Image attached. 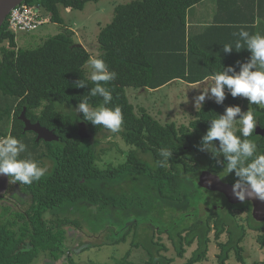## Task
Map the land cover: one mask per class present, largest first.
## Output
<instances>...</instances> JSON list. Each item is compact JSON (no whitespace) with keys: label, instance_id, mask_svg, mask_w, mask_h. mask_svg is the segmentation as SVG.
<instances>
[{"label":"trees","instance_id":"16d2710c","mask_svg":"<svg viewBox=\"0 0 264 264\" xmlns=\"http://www.w3.org/2000/svg\"><path fill=\"white\" fill-rule=\"evenodd\" d=\"M99 1L26 0L23 4L42 6L52 23L63 25L61 8L82 11L86 4ZM206 1L135 0L116 6L111 22L101 29L97 37L99 55L109 70L117 73V79L109 85L113 101L108 107L121 108L123 125L119 134L133 148L124 164L105 169L96 165L99 158L96 137L110 131L85 122L82 114L76 119L75 115L62 114L56 108L57 104L76 107L88 95V88H77L74 84L81 78L88 81L89 87L93 86L85 69L89 52L74 42L69 31L47 38L36 48L17 49L15 35L8 31L5 21L0 29V138L11 134L27 146L22 157L30 154L40 167L47 159L52 166L31 185L14 183L29 199L23 212L13 210L12 205H0V264H32L40 253L53 261L59 260L61 257L55 252L64 241L63 227L74 223L67 215L82 205L95 214L118 210L123 217L133 215L134 220L121 227L126 235L134 230L131 246L145 251L148 256L145 264H173L172 259L163 255L166 246L154 239L153 228L143 235L137 232L152 212L170 221L174 233L170 231L169 238L177 257L182 258L186 248L196 246L185 264H199L206 259L211 233L219 248L218 264H227L232 254L244 264L241 244L247 229L239 223L235 210L246 213L247 227L260 232L257 240L264 247V223L252 218L250 202L228 203L222 194L198 185L203 171L223 175L222 166L211 154L198 148L208 119L222 114L226 106H240L245 98H232L225 90L223 104L208 101L187 126L177 127L172 122L160 124L144 108L136 112L126 95L129 88L156 91L178 81L196 85L221 66L231 65L239 71L237 61H245L249 52L242 49L225 54L222 45L234 43L233 33L242 26L251 34H264V0H258L260 5L250 10L251 20L215 23L205 33H194L199 29L188 28V11ZM240 1L245 0H234V4ZM256 17L259 24L255 23ZM216 32L226 34L216 41ZM90 103L97 106L102 98H91ZM250 108L258 116L256 127L264 131V108L256 105ZM23 110L31 123L52 131L58 141L37 142L34 133H24V124L19 119ZM78 123L87 125L91 139L79 137ZM256 127L251 139L264 152V134H257ZM162 148L173 151L171 160L163 167L159 165ZM221 179L233 185L236 178L230 173ZM61 216L66 217L58 225L56 221ZM223 234L226 240L221 243ZM128 256L116 264H132ZM68 263L74 264L70 258Z\"/></svg>","mask_w":264,"mask_h":264},{"label":"rangeland","instance_id":"374dc122","mask_svg":"<svg viewBox=\"0 0 264 264\" xmlns=\"http://www.w3.org/2000/svg\"><path fill=\"white\" fill-rule=\"evenodd\" d=\"M132 1L135 0H100L97 3L86 4L82 11H71L61 8L60 15L63 19V25L50 23L32 33H18L15 35L17 49L36 48L47 38L69 31L73 34L74 42L84 46L91 58L99 54L97 37L101 29L111 22L114 8ZM85 69L88 76L87 64ZM200 86V83L196 85H187L185 83L176 85L173 83L156 91L129 88L126 89V95L130 103L135 107L136 112L140 108H144L160 124L164 125L172 122L177 127H180L182 125L187 126L194 118L196 111L199 110V107L195 109L194 98L200 94ZM208 101L214 102V100L206 99L204 103ZM240 107L242 111H247L250 105L244 99L240 101ZM56 108L62 114L75 115L70 110V108L74 109L75 106L57 104ZM78 115L80 114L77 113ZM89 138L91 139L92 136L90 135ZM96 139L99 140V145L97 146V156L99 158L96 161V165L100 169L124 164L128 153L133 150L132 147L124 142L119 132H104L98 135ZM42 162L43 165L41 167L46 168L48 172L52 163L47 159ZM2 196L3 200L0 205H12L14 207L13 210L17 209L20 212H23L28 206V197L21 194L18 187L12 183H9L8 189ZM214 197V200H216L217 196ZM166 212H164V215ZM152 213L143 220L145 222H141V227L137 232L143 235L146 232H150L153 228L154 239L159 240L167 248L163 255L172 259L173 264H185L196 249V246L192 245L186 248L182 258L177 257L175 248L169 238V232L174 233V230L170 229V221H167L157 213L155 216ZM234 214L239 223L247 229L246 237L241 244L244 264H260L264 260V247H261L257 240L260 232L253 231L247 227L246 213L235 210ZM168 216L169 213H167ZM65 217H59L60 220H57L56 223L59 225V222H62ZM67 217L74 223L63 227L65 231L64 241L57 247L58 249L56 248L55 252L56 256L61 258L53 261L48 258V255L40 253L32 264H69L68 258L74 264H116L127 254H129L128 261L132 264H145L147 262L148 256L145 251L134 249L131 246L134 230L132 229L126 235L125 230H122L121 227L123 225L127 226L130 221L134 220L133 215H130V218H126L118 210H104L95 214L91 208L89 209L87 206L82 205L78 209L75 208ZM123 237H125V240L121 241L120 239ZM210 238L212 241L209 244L206 259L199 264H218L219 248L213 240V233L210 234ZM113 239L120 241L113 243ZM225 240L226 235L223 234L219 242L222 243ZM227 264L241 263L237 262L234 254H232Z\"/></svg>","mask_w":264,"mask_h":264},{"label":"clouds","instance_id":"9594fccd","mask_svg":"<svg viewBox=\"0 0 264 264\" xmlns=\"http://www.w3.org/2000/svg\"><path fill=\"white\" fill-rule=\"evenodd\" d=\"M233 35L236 37L234 43L222 45V51L230 54L233 50L240 52L246 49L249 57L243 62L237 61L239 71L231 65L221 66L219 71L201 81L200 94L194 98L195 109H201L206 99L214 100L217 105L223 104L225 90L232 98H245L249 105L264 108V34H251L246 26H242ZM87 68L88 80L93 86L89 87L88 81L81 78L75 82L74 87L89 90L88 95L70 110L76 119L79 113L85 122L118 133L123 125L122 110L119 106L108 107L113 101L109 85L117 79V73L109 70L108 64L99 54L89 58ZM95 97L102 98V103L93 106L90 100ZM257 121L256 110L250 107L242 111L239 105L226 106L222 114L208 119V128L198 145L200 151L210 153L222 166L220 172L223 175H219L220 178L234 174L236 179L232 192L241 202L246 198L264 201V152H260L257 143L251 139ZM26 151V144L11 134L0 138V175L11 178L13 184L31 185L47 172L30 154L22 157L21 154ZM159 155V165L163 167L171 160L173 151L162 148Z\"/></svg>","mask_w":264,"mask_h":264},{"label":"water","instance_id":"95a60500","mask_svg":"<svg viewBox=\"0 0 264 264\" xmlns=\"http://www.w3.org/2000/svg\"><path fill=\"white\" fill-rule=\"evenodd\" d=\"M26 0H0V29L5 23L8 14L10 11L25 2ZM19 119L24 124L23 132H32L36 135V141H44L47 143L58 141V138L54 135V133L44 127H42L39 123H31L25 117V110L21 113ZM79 131L78 135L82 139H87L90 137V132L85 123L78 124ZM257 134H264V131H260L258 127H256ZM9 178L5 175H0V197L6 192L9 187ZM198 185L200 188L208 190L210 192H217L222 194L228 203L233 204H241L244 202H250L251 204V216L256 222L264 223V201H261L256 198H246L244 202L239 201L232 192V185L224 182L219 175L210 173L208 171H203L198 177Z\"/></svg>","mask_w":264,"mask_h":264},{"label":"crops","instance_id":"0c3cea01","mask_svg":"<svg viewBox=\"0 0 264 264\" xmlns=\"http://www.w3.org/2000/svg\"><path fill=\"white\" fill-rule=\"evenodd\" d=\"M257 5H260L258 0H245L244 2H238V4H234V0H207L206 2L199 4L198 6L193 7L188 11L187 25L190 30L194 29L195 31L199 29V31H195L194 33H205V29L207 27H211L215 23L220 24L224 21H232L231 23H233V21L236 19H239L240 21H244L247 19L251 20L252 12L250 10L252 8H257ZM247 12L249 13L247 14ZM257 20L258 19L256 17L255 23L259 24ZM216 33V41L220 40L221 37H224L226 34L225 32ZM228 35L229 33L227 34V36ZM180 83L184 82L178 81L174 84L180 85ZM167 86H164L162 88H165Z\"/></svg>","mask_w":264,"mask_h":264},{"label":"built area","instance_id":"2783aa9c","mask_svg":"<svg viewBox=\"0 0 264 264\" xmlns=\"http://www.w3.org/2000/svg\"><path fill=\"white\" fill-rule=\"evenodd\" d=\"M7 29L14 35L32 33L44 25L50 24V14L40 5L20 4L14 7L7 16Z\"/></svg>","mask_w":264,"mask_h":264}]
</instances>
